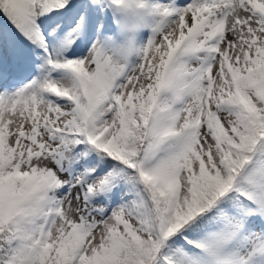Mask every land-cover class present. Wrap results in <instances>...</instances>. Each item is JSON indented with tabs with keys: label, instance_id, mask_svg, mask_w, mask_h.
Returning <instances> with one entry per match:
<instances>
[{
	"label": "snow or ice",
	"instance_id": "6c2138e0",
	"mask_svg": "<svg viewBox=\"0 0 264 264\" xmlns=\"http://www.w3.org/2000/svg\"><path fill=\"white\" fill-rule=\"evenodd\" d=\"M0 264H264V0H0Z\"/></svg>",
	"mask_w": 264,
	"mask_h": 264
}]
</instances>
